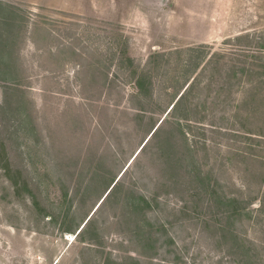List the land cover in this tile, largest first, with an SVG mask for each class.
I'll return each instance as SVG.
<instances>
[{
  "label": "rangeland",
  "instance_id": "obj_1",
  "mask_svg": "<svg viewBox=\"0 0 264 264\" xmlns=\"http://www.w3.org/2000/svg\"><path fill=\"white\" fill-rule=\"evenodd\" d=\"M213 1L0 0V264H264V141L220 116L264 0Z\"/></svg>",
  "mask_w": 264,
  "mask_h": 264
},
{
  "label": "trees",
  "instance_id": "obj_2",
  "mask_svg": "<svg viewBox=\"0 0 264 264\" xmlns=\"http://www.w3.org/2000/svg\"><path fill=\"white\" fill-rule=\"evenodd\" d=\"M160 54L158 53V56ZM222 56V54H219ZM155 56V54L153 55ZM220 56V57H221ZM264 57V55H263ZM201 63H196L198 67H200ZM242 71L247 73L245 74V77H240V81H244L246 85L240 89V94L237 95L234 98H229L228 101H230L231 105L226 108V113H220L221 117H226L228 120L232 121V123L235 125V128L233 129L235 132V135L237 137H244L245 139H254L259 142L264 141V61L260 62H253L250 65L247 63L243 65ZM262 68V69H260ZM197 76H193L192 79H187L184 86L189 83V85L182 91L183 87H181L180 91L177 94L176 102H173V104L166 110L163 111V113H166V116L161 119V122L158 124L152 135L147 138L145 144L139 148L138 154L145 148L147 143L150 141L151 137L157 132L159 129V126L167 119L168 116L175 111L174 109L177 108V105L179 102L184 101L187 97H189L193 91H194V81ZM141 80V79H140ZM139 89H142V83L141 81H138ZM221 92L216 94V97L219 98V95ZM212 96L211 93H208L206 95L207 98H210ZM221 96V95H220ZM224 97V96H223ZM226 97V96H225ZM235 99V101H233ZM199 112V110H196ZM237 125H240L237 126ZM251 146L250 149L252 151ZM246 148H248L246 146ZM261 150V148H260ZM250 151V152H251ZM248 153L246 151H243L241 149L234 151V157L236 158V163L239 164V161L237 158L242 157L241 165H244V172L248 169L251 170L252 176L256 178L257 183L264 180V156L258 153ZM136 154V156H138ZM261 156L262 158H259ZM255 164H249L250 162H253ZM236 166V165H235ZM256 167V168H255ZM248 173V171H247ZM114 183H118V180ZM243 188L246 189L250 188V184H246V182H243ZM260 184V183H259ZM229 205H233L235 207L241 206L243 204V200L238 197H232L230 201L228 202ZM240 210H237L236 213H239L240 216H243V212Z\"/></svg>",
  "mask_w": 264,
  "mask_h": 264
},
{
  "label": "crops",
  "instance_id": "obj_3",
  "mask_svg": "<svg viewBox=\"0 0 264 264\" xmlns=\"http://www.w3.org/2000/svg\"><path fill=\"white\" fill-rule=\"evenodd\" d=\"M203 2H204V1H203ZM203 2H202V3H203ZM215 2H216V0L213 1V8L215 7V4H216ZM239 2H240V0H226V4H227L226 7L229 8V9H235V8L237 7V6H236L237 3H239ZM228 3H229L230 5H229ZM200 4H201V3H200ZM198 7L200 8L201 5H199Z\"/></svg>",
  "mask_w": 264,
  "mask_h": 264
}]
</instances>
